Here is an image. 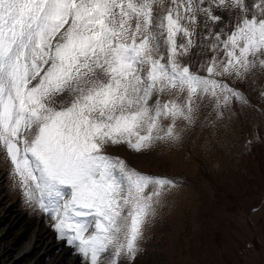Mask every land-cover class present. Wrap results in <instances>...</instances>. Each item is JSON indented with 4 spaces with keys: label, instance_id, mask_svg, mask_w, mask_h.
I'll return each instance as SVG.
<instances>
[{
    "label": "snow or ice",
    "instance_id": "obj_1",
    "mask_svg": "<svg viewBox=\"0 0 264 264\" xmlns=\"http://www.w3.org/2000/svg\"><path fill=\"white\" fill-rule=\"evenodd\" d=\"M157 7L164 0H0V146L29 200L39 194L59 237L89 264L134 260L154 205L176 187L103 149L178 139L176 120L191 122L198 96L246 102L216 77L264 68V0H170L156 20ZM215 9L235 15L231 32L213 31L224 23ZM198 21L214 53L207 76L177 62L196 47ZM161 47L166 63L153 54ZM170 90L186 93L183 104H149Z\"/></svg>",
    "mask_w": 264,
    "mask_h": 264
},
{
    "label": "rangeland",
    "instance_id": "obj_2",
    "mask_svg": "<svg viewBox=\"0 0 264 264\" xmlns=\"http://www.w3.org/2000/svg\"><path fill=\"white\" fill-rule=\"evenodd\" d=\"M255 2L258 0H246L248 5ZM169 4L170 0H164V7L155 8L154 19L163 16ZM214 14L222 16L224 23L216 25L213 31L223 28L231 32V27L225 25L229 21L235 23V15L220 9H215ZM198 22L200 27L193 37L196 47L187 55L178 56L177 62L189 66L193 73L207 76L201 66L207 65L214 53L208 47L211 41L204 38L207 29L202 21ZM185 42L177 36V44ZM152 43L155 46L161 41ZM153 54L156 58L163 55L161 63H166L168 53L164 47ZM215 55L223 58L222 53ZM216 78L242 93L246 102L233 99L227 105L222 101L218 105L216 98L200 95L194 101L191 122L176 120L178 139L156 141L140 152L127 144L103 149L108 156L119 157L141 173L176 182V187L166 191L154 205L143 226L135 259L122 258L121 264H264V68L257 62L244 79ZM185 98L186 93L170 90L154 94L149 104H155L157 99L161 103L176 100L183 104ZM161 123L167 126L171 118L162 119ZM3 200L1 247L25 236L15 248L13 258L3 264H35L41 256L44 262L39 264L57 263L64 251L56 250L58 255L52 252L55 257L51 258L44 255V249L33 252V247L21 258L24 248L36 245L35 238L31 241L32 233L43 224L42 232L49 231L48 241L54 247L64 244L66 250L71 245L59 237L54 228L56 220L39 207L38 193L37 199L29 200L26 196L20 177L0 146V202ZM86 219L90 221L92 217ZM29 222L34 226L30 228ZM9 230L14 233L11 240L5 239ZM75 261L89 264L75 249L63 264Z\"/></svg>",
    "mask_w": 264,
    "mask_h": 264
},
{
    "label": "bare ground",
    "instance_id": "obj_3",
    "mask_svg": "<svg viewBox=\"0 0 264 264\" xmlns=\"http://www.w3.org/2000/svg\"><path fill=\"white\" fill-rule=\"evenodd\" d=\"M4 200L0 202V205H2L5 202ZM29 224H30V228L34 226L33 222H29ZM30 228H27V229L31 230ZM43 229H45L44 224L42 226H40L38 231L37 230L33 231L31 241H32L33 238H35V244L36 245H32L30 248H24L22 250L23 256L21 258L27 256L29 254V252H30L29 250H31L34 247V251L33 252H37L40 249H44V251H45L44 255L48 254V255H50L51 258L54 256L53 255L54 253L51 255L52 252H55V254H56V250H57V252H63L64 251L63 254H60L62 256L61 259L55 264L66 263V260L69 259L71 250L75 249V252H76L78 249L76 247H74V246H70V248H68L66 250H63V248H64L63 245L64 244H60V245L54 247L53 244L48 241L49 237H50L49 231H46L45 234H44L42 232ZM13 234L14 233L11 230L7 231L6 234H5V239L11 240V237L13 236ZM35 235H36V237H35ZM24 237L25 236L22 235L19 240H17V241L14 240V242L11 245H9V246L5 245L4 248H2L1 244H0V251L2 250L0 252V264H3V263H5V262H7V261H9V260H11L13 258V256H14L13 254L15 252V248L18 246L19 241L21 239H23ZM30 245H31V242H30ZM56 255H58V254H56ZM43 258H44V256H41L40 259L38 260V262H36L35 264H39L41 262L43 263L44 262ZM74 264H77V261H75Z\"/></svg>",
    "mask_w": 264,
    "mask_h": 264
}]
</instances>
